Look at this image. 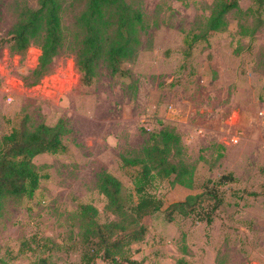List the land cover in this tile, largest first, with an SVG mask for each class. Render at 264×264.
<instances>
[{"label":"rangeland","instance_id":"rangeland-1","mask_svg":"<svg viewBox=\"0 0 264 264\" xmlns=\"http://www.w3.org/2000/svg\"><path fill=\"white\" fill-rule=\"evenodd\" d=\"M215 1L125 0L142 13L136 53L117 73L101 62L90 84L82 82L73 51L86 0H61L65 47L38 79L37 43L15 52L0 42V138L23 124L63 122L67 148L33 158L44 177L32 198L6 199L0 260L80 264L92 243L82 244L79 206L97 208L100 224L117 218L98 189L99 174L118 178L127 202L138 167L122 158L161 144L164 130L179 138L168 159L189 168L192 186L174 183V175L155 179L152 192L163 205L145 220L132 256L143 264H264V13L239 0L222 30L188 46L185 38L204 31ZM38 3L0 0V39ZM226 173L236 182L221 188L215 211L205 204L168 219L169 204Z\"/></svg>","mask_w":264,"mask_h":264},{"label":"trees","instance_id":"trees-1","mask_svg":"<svg viewBox=\"0 0 264 264\" xmlns=\"http://www.w3.org/2000/svg\"><path fill=\"white\" fill-rule=\"evenodd\" d=\"M239 0H216L207 18L204 31L194 34L190 46L198 39L206 40L208 35L226 26L225 16L238 9ZM258 13H264V0H252ZM61 0H39L38 7L28 8L13 24L8 38L0 39L8 43L15 52L24 51L30 44L37 43L40 49L32 77L45 75L53 58L65 47L62 26ZM82 36L73 48L75 64L81 73L82 82L90 84L97 74L101 62L110 72L120 71V64L131 59L137 49L139 39L136 26L142 23V13L132 8L125 0H86L85 8L76 18ZM63 122L50 126L39 124L30 129L24 124L12 129L0 138V216L7 198L33 197L39 187L40 174L33 158L39 154H62L66 152ZM161 144L154 142L143 148L141 157H123L124 165L138 167L132 175L133 193L123 201L122 184L114 175L103 171L98 177V189L105 196L108 207L116 219L100 224L96 216L97 208L91 204H81L82 244L92 245L84 251L80 264H143L131 254V245L142 240L147 231L145 220L159 211L162 201L152 192L157 178L174 175V183L192 186V173L183 164H173L169 152L177 145L179 138L162 130L159 132ZM232 173L222 174L212 184H205L200 192L188 194L183 200L173 202L166 208L169 220L177 214L198 213L205 204L215 211L223 203L221 188L235 183ZM135 197V199H133ZM211 222L210 213L206 216ZM0 264H11L0 260ZM30 264H53L47 258H39Z\"/></svg>","mask_w":264,"mask_h":264}]
</instances>
